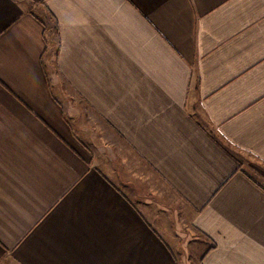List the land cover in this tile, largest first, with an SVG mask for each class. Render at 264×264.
I'll list each match as a JSON object with an SVG mask.
<instances>
[{"label":"crops","instance_id":"1","mask_svg":"<svg viewBox=\"0 0 264 264\" xmlns=\"http://www.w3.org/2000/svg\"><path fill=\"white\" fill-rule=\"evenodd\" d=\"M193 241L264 264V0H0V264H186Z\"/></svg>","mask_w":264,"mask_h":264},{"label":"rangeland","instance_id":"2","mask_svg":"<svg viewBox=\"0 0 264 264\" xmlns=\"http://www.w3.org/2000/svg\"><path fill=\"white\" fill-rule=\"evenodd\" d=\"M193 110L196 113V115L199 117V114L201 115L202 111H201V105L200 102H195L193 104ZM74 120L76 122H80L81 124L86 125V128L89 129L90 125L88 124L89 122H91L93 125V131L90 134H94L95 136H97V144H101V143H105L106 139H103L102 137L106 136H111L110 131L108 129H106L107 131L105 132L104 130H102L99 125L100 122L97 120L96 117L88 115V116H83V114L79 113V115H74ZM88 123H86L85 119ZM90 119V120H89ZM83 126V125H82ZM88 133V134H89ZM114 139V136H113ZM204 245V243L198 241V242H191L189 243V251H187V253L182 252V256H185V262L186 264H200V259L202 256V246ZM204 247V246H203Z\"/></svg>","mask_w":264,"mask_h":264},{"label":"trees","instance_id":"3","mask_svg":"<svg viewBox=\"0 0 264 264\" xmlns=\"http://www.w3.org/2000/svg\"><path fill=\"white\" fill-rule=\"evenodd\" d=\"M43 8H45V12L39 11L36 15L41 20V22H43V24L45 26V35L47 37H50L51 39H55V46H58L59 45V24H58V21H57L56 17L45 6H43ZM212 247L213 246L208 247L207 250L205 251V253H207Z\"/></svg>","mask_w":264,"mask_h":264}]
</instances>
